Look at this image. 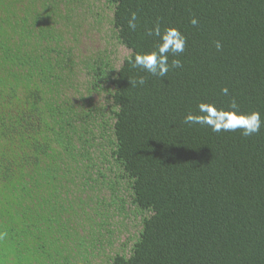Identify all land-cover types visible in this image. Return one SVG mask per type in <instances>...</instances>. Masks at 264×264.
Here are the masks:
<instances>
[{
  "label": "trees",
  "instance_id": "16d2710c",
  "mask_svg": "<svg viewBox=\"0 0 264 264\" xmlns=\"http://www.w3.org/2000/svg\"><path fill=\"white\" fill-rule=\"evenodd\" d=\"M230 97L264 120V0H0V264H264V126L183 123Z\"/></svg>",
  "mask_w": 264,
  "mask_h": 264
},
{
  "label": "clouds",
  "instance_id": "9594fccd",
  "mask_svg": "<svg viewBox=\"0 0 264 264\" xmlns=\"http://www.w3.org/2000/svg\"><path fill=\"white\" fill-rule=\"evenodd\" d=\"M138 16L136 12H131L127 20V26L135 31L137 28ZM193 26L198 24V19L193 16L190 19ZM149 37L157 38L154 48L147 52H132L127 56L128 62L133 68H139L150 74L152 77L165 78L170 70L181 68L179 59H172L169 63V56L176 57L185 51L187 37L176 27H166L161 30L159 19L154 26L147 30ZM215 47L219 51L221 43L215 42ZM131 87L142 86L145 77L129 78ZM224 96H229L227 87L221 89ZM198 114L189 112L183 120L187 125L207 126L214 133L235 132L240 130L243 137H251L259 134L264 120L261 119L259 111L242 112L235 97H230L227 108H218L215 103L199 102L197 104ZM7 237V233L0 231V241Z\"/></svg>",
  "mask_w": 264,
  "mask_h": 264
},
{
  "label": "rangeland",
  "instance_id": "374dc122",
  "mask_svg": "<svg viewBox=\"0 0 264 264\" xmlns=\"http://www.w3.org/2000/svg\"><path fill=\"white\" fill-rule=\"evenodd\" d=\"M84 44H85V41H84ZM91 45H92V43H91ZM96 45V44H95ZM81 52L83 53V54H85V49H81ZM123 55V53H121V56Z\"/></svg>",
  "mask_w": 264,
  "mask_h": 264
}]
</instances>
